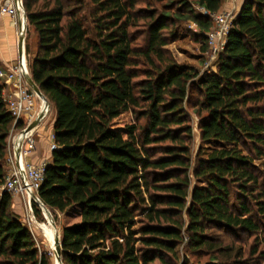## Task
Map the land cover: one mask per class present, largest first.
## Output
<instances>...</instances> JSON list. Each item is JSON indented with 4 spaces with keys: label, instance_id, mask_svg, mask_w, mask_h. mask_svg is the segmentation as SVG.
I'll use <instances>...</instances> for the list:
<instances>
[{
    "label": "trees",
    "instance_id": "1",
    "mask_svg": "<svg viewBox=\"0 0 264 264\" xmlns=\"http://www.w3.org/2000/svg\"><path fill=\"white\" fill-rule=\"evenodd\" d=\"M157 1L169 6L22 0L26 35L36 39L26 45L30 76L56 112L57 150L38 197L53 215L77 219L63 228L62 262L180 264L184 247L210 264H242L218 232L254 237L252 260L264 264V0H244L216 69L205 72L178 63L168 47L186 20L207 53L213 21L195 8L215 14L226 0ZM4 90L0 80V188L14 129ZM189 109L203 147L195 162ZM32 207L39 216L35 200ZM0 264H51L6 192Z\"/></svg>",
    "mask_w": 264,
    "mask_h": 264
},
{
    "label": "built area",
    "instance_id": "2",
    "mask_svg": "<svg viewBox=\"0 0 264 264\" xmlns=\"http://www.w3.org/2000/svg\"><path fill=\"white\" fill-rule=\"evenodd\" d=\"M228 1V0H226ZM22 2L19 0H3L0 4V16L11 17L14 25L20 27L22 35L23 12L21 10ZM201 12L211 17L213 28L207 34L208 37V54L210 58L217 61L219 54L224 50L227 37L233 27L236 18L235 10L221 11L210 14L204 10ZM29 70L26 64V58L17 61L16 64L8 67L6 70H0V80L5 88L11 86L13 92L11 95H4L5 102L9 112L13 117L14 129L17 125H21L19 135L15 138L13 145L8 150L6 158V180L0 188V193L6 192L14 199L20 201L34 200L33 196L39 199L38 193L44 182L45 171L48 163L43 162L35 165L30 162L32 154L37 149V141L31 133L26 130L37 120L38 102L41 101V110L43 109V101L34 92L26 79ZM50 146L51 152L57 150L54 143ZM20 152L21 165L17 159V152ZM28 208V205H26Z\"/></svg>",
    "mask_w": 264,
    "mask_h": 264
},
{
    "label": "rangeland",
    "instance_id": "3",
    "mask_svg": "<svg viewBox=\"0 0 264 264\" xmlns=\"http://www.w3.org/2000/svg\"><path fill=\"white\" fill-rule=\"evenodd\" d=\"M150 3L152 4L150 7L160 10H164L163 8H165V6H169V1L159 2L157 0H150ZM195 10L197 12L201 11L197 7ZM143 23L144 21H141L139 26L137 28H133L131 32L141 31V29H143ZM175 26L176 30L178 31V39L175 43L168 47V50L171 51L177 62L195 68L198 72H205L208 69L215 70L217 61L210 58L208 52L204 53L203 44L197 36L199 33V28L193 22L186 20L177 23ZM27 35L25 36V58L29 70L30 55L26 54V45L28 43L32 48H34L35 37L32 32L29 34V37ZM141 41L142 38H140L139 42ZM6 69L7 68L2 67L0 70ZM51 108L52 107L50 105L47 115L50 114ZM189 115L191 117V126L193 129L192 160L195 162L197 155L203 147L199 129V117L196 111L192 109H189ZM141 123H144V121L142 120ZM204 149L206 150L207 147H204ZM257 165L264 169V160L258 161ZM32 203L33 199L30 201H20L19 199L13 198V211L19 216L23 225H25L30 230L40 254L46 255L49 258L51 264H58L54 252L56 234L55 230L57 231L61 241L63 228L68 225H73L77 222L76 214L72 213V215L67 218L61 214L53 215L48 211L50 214L49 218L44 209L40 207L41 214L38 216L33 210ZM26 205H28V208H26ZM214 235L220 238L223 243V248H233L235 252L238 251L241 253V255H243L242 264H244V262H248V264L256 263L254 260H252V252L258 246V243L255 242L254 237L242 235L227 236L218 232H214ZM260 241L262 244L259 247V252L264 251L263 236L260 238ZM219 259L223 262H227L226 257L220 256ZM185 261H187L188 264H210L211 262L216 263L215 260H212L211 257L207 256L206 254L193 255L184 247H182L180 248V264L184 263Z\"/></svg>",
    "mask_w": 264,
    "mask_h": 264
},
{
    "label": "crops",
    "instance_id": "4",
    "mask_svg": "<svg viewBox=\"0 0 264 264\" xmlns=\"http://www.w3.org/2000/svg\"><path fill=\"white\" fill-rule=\"evenodd\" d=\"M3 0H0V3ZM244 0H228L224 3L221 11L235 10L236 15L239 13ZM20 27H16L9 16H0V64L4 68H8L19 60V41H20ZM36 42V39H35ZM35 47V43H34ZM13 88L8 86L4 90V95H11ZM41 102H38V113L41 112ZM56 112L51 108L50 114L45 116L41 125L34 131L33 135L37 141V149L29 159L35 165L43 162H52V152L50 146L53 143L52 136L54 135V122ZM20 130L13 129L9 146L13 145L15 138L19 135Z\"/></svg>",
    "mask_w": 264,
    "mask_h": 264
},
{
    "label": "water",
    "instance_id": "5",
    "mask_svg": "<svg viewBox=\"0 0 264 264\" xmlns=\"http://www.w3.org/2000/svg\"><path fill=\"white\" fill-rule=\"evenodd\" d=\"M19 1L22 2V0H19ZM21 10L23 12V26H22V35L20 37L19 47H18L20 60L24 59V57H25V36H26V31H27V16H26V12L24 10L23 5H21ZM26 79H27V82L29 83V85L34 90V92L43 101V109L41 110L37 120L26 130V133H31V132L35 131L41 125L43 120L45 119V116L49 112L50 103L47 100V98L43 95V93L40 91V89L37 87V85L34 83L31 76L26 75ZM16 156H17L19 164L21 165V159H20V152L19 151L17 152ZM33 198H34L35 202L40 207H42L44 209V211L47 213L48 217L50 218V214H49L47 208L42 204V202L40 200H38V198H36L35 196H33ZM55 232H56V234H55L54 252H55V256H56L58 264H63V262H62V244H61V241L59 239V236H58V233L56 230H55Z\"/></svg>",
    "mask_w": 264,
    "mask_h": 264
}]
</instances>
